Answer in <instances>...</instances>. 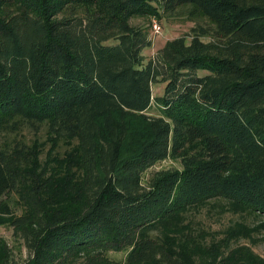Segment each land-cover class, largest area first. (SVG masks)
<instances>
[{"label": "trees", "instance_id": "1", "mask_svg": "<svg viewBox=\"0 0 264 264\" xmlns=\"http://www.w3.org/2000/svg\"><path fill=\"white\" fill-rule=\"evenodd\" d=\"M152 19L193 26L146 59ZM1 227L0 264H264V0H0Z\"/></svg>", "mask_w": 264, "mask_h": 264}, {"label": "rangeland", "instance_id": "2", "mask_svg": "<svg viewBox=\"0 0 264 264\" xmlns=\"http://www.w3.org/2000/svg\"><path fill=\"white\" fill-rule=\"evenodd\" d=\"M155 20L160 25L161 32L159 34H155L152 31V29L150 30L152 46L150 48L145 49L143 52V55L145 56L146 59L155 57L157 52L165 45L167 41L177 38L181 35L187 34L190 28L193 26L192 23H181V22H174V21L170 23L166 20H161V21L158 19H155ZM140 22L142 21L141 20L133 21L134 24L140 23ZM164 85L165 83L163 82L154 84L152 86V95L153 96L161 95ZM149 113L154 114V115L157 114L154 106L151 107V109L149 110ZM16 138L24 139L30 142L33 140L34 137L32 136V134L24 131L22 132L20 136L19 135L16 136ZM39 138L41 141L45 139V135L43 132L40 134ZM176 168H180L178 162H175L172 160H166L154 166L151 170H149L144 175V177H147L149 173L153 171H159L161 169H176ZM13 208L14 207H12V209ZM187 219L194 226L193 228H202L203 230L207 232L218 233L219 235L222 232V230L225 229L228 225L238 220H241L242 218L239 215H234V214H231L230 212L223 214L219 212L218 209H209V210L204 209L199 213L192 212L188 214ZM248 222L251 223L252 220L249 219ZM0 238L4 239L9 249L12 250L13 258L15 260L19 261L26 257L25 248L22 247L20 242L15 241L13 239L12 234H10L7 228H4V227L0 228ZM240 244L250 246L256 254L264 258V242H259L258 240H255L253 243H250L248 241L242 240ZM125 255H126L125 252H119V253L113 252L110 254V257L116 261H123L125 258Z\"/></svg>", "mask_w": 264, "mask_h": 264}, {"label": "built area", "instance_id": "3", "mask_svg": "<svg viewBox=\"0 0 264 264\" xmlns=\"http://www.w3.org/2000/svg\"><path fill=\"white\" fill-rule=\"evenodd\" d=\"M151 28L155 34H159L161 32V27L155 19H152Z\"/></svg>", "mask_w": 264, "mask_h": 264}]
</instances>
